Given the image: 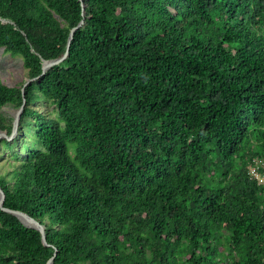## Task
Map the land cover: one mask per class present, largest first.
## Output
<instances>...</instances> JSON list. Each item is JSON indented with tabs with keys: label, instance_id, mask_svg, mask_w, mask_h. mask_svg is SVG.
<instances>
[{
	"label": "trees",
	"instance_id": "1",
	"mask_svg": "<svg viewBox=\"0 0 264 264\" xmlns=\"http://www.w3.org/2000/svg\"><path fill=\"white\" fill-rule=\"evenodd\" d=\"M0 48L36 78L3 208L46 238L0 209V264H264V0H0Z\"/></svg>",
	"mask_w": 264,
	"mask_h": 264
},
{
	"label": "rangeland",
	"instance_id": "2",
	"mask_svg": "<svg viewBox=\"0 0 264 264\" xmlns=\"http://www.w3.org/2000/svg\"><path fill=\"white\" fill-rule=\"evenodd\" d=\"M25 76L26 69L24 68L22 57L13 56L5 52L3 48H0V83L8 86H20L27 80ZM16 110L14 107H3L1 112L3 115L12 119ZM15 151L18 154H23L20 148H16ZM0 153H2L1 158L4 159L2 161L0 160V173L4 174L10 169L3 162L6 160L11 161L12 159L10 153L2 147H0ZM27 223L30 224V222Z\"/></svg>",
	"mask_w": 264,
	"mask_h": 264
},
{
	"label": "water",
	"instance_id": "3",
	"mask_svg": "<svg viewBox=\"0 0 264 264\" xmlns=\"http://www.w3.org/2000/svg\"><path fill=\"white\" fill-rule=\"evenodd\" d=\"M82 7H83V5H82ZM82 23L83 22H81L75 28L71 29L70 34H69V42L73 38L74 32L82 25ZM69 42H68V44H69ZM66 57H67V52L61 58H59L57 60L44 61L43 64H42V74H44L52 66L62 62ZM35 79L36 78L26 80L25 83L23 84L22 91H23L24 87H26L31 81H34ZM23 105H24V101H23V104L21 105V107L18 110H16V113L13 116V131H12V134L9 137H7L4 133L0 132V139L1 138H7L8 140H10L15 135L16 129H17V125H18V121H19V118H20V114H21L22 109H23ZM4 199H5V196H4L3 192L0 189V209L5 211V212H7V213H10V214L14 215L20 221V223L23 224L25 227L33 228V229L37 230L41 234L42 243L44 245H46L45 228H44V226L38 224L35 220H33L31 217H29L28 215H26V214H24L22 212L11 211V210L3 208ZM27 222H30V224H28ZM52 260H53V258H51L50 261L47 264H52Z\"/></svg>",
	"mask_w": 264,
	"mask_h": 264
},
{
	"label": "built area",
	"instance_id": "4",
	"mask_svg": "<svg viewBox=\"0 0 264 264\" xmlns=\"http://www.w3.org/2000/svg\"><path fill=\"white\" fill-rule=\"evenodd\" d=\"M254 164V167H250L249 174L258 182V184H264V174L258 173L259 165L263 164L261 161H256Z\"/></svg>",
	"mask_w": 264,
	"mask_h": 264
}]
</instances>
